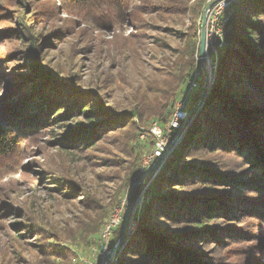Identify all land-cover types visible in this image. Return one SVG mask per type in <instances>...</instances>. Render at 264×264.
Instances as JSON below:
<instances>
[{
	"label": "trees",
	"instance_id": "obj_1",
	"mask_svg": "<svg viewBox=\"0 0 264 264\" xmlns=\"http://www.w3.org/2000/svg\"><path fill=\"white\" fill-rule=\"evenodd\" d=\"M54 4L58 10L78 8L80 13L72 24L81 22L79 28L109 30L112 38L122 37L118 31H122L128 17L133 18L136 32L108 44L115 41L119 49L128 47L133 56H139L147 46L146 39H154L153 44L171 56L162 55L164 75L135 91L132 108L118 111L98 91H82L74 84L75 76L66 78L41 62L42 46L52 41L49 34L29 38L22 65L28 66L27 72L7 75V96L0 101V164L20 151V135L37 130V126L56 137V148L63 153L91 150L111 138L125 154L121 160H126L116 165L120 171L111 180L115 186L107 200L71 170L68 175L63 171L54 177L52 184L56 187L51 190L72 202L68 204L73 215L64 224L40 225L29 213L13 209L21 213V220L12 224L14 234L21 239L41 238L34 247L46 258L42 264H64L65 257L58 251L60 240L84 248H101L100 234L115 207H121L126 198L146 149L151 151L155 145L151 131L146 143H137L136 119L142 124L151 125L155 119L163 127L169 125L176 107L172 97L179 92V99L187 93L199 67L201 24L197 21L207 2L56 0ZM3 6L0 12L8 10ZM232 8L226 22V45L218 48L209 94L149 185L147 202L134 215L139 225L130 229L115 264H264V171L256 165L264 163V0H236ZM187 16L191 24L184 29L185 24L180 22ZM144 30L163 33L180 45L173 46L159 35L152 38ZM1 31L14 34L10 29ZM94 42L97 47L101 40L96 37ZM46 49L45 53L50 52V47ZM1 59L0 77L7 73ZM198 83L188 97V111L200 97L202 76ZM30 111L33 114H28ZM176 130L170 132L172 138ZM34 139L38 137L29 141ZM251 151L255 157L249 155ZM99 176L110 177L106 171ZM138 193L136 188L133 203ZM75 199L77 202L70 201ZM122 206L123 212L126 201ZM120 229L121 222L113 230L111 247ZM208 244L218 254L226 248L229 261L220 256L207 257Z\"/></svg>",
	"mask_w": 264,
	"mask_h": 264
},
{
	"label": "rangeland",
	"instance_id": "obj_2",
	"mask_svg": "<svg viewBox=\"0 0 264 264\" xmlns=\"http://www.w3.org/2000/svg\"><path fill=\"white\" fill-rule=\"evenodd\" d=\"M55 1L0 0V5H5L3 7L8 9L0 12V57L3 58L1 61L7 69V73L2 74L0 77V79L5 77L4 80H0V101L6 99L7 96L9 81L7 75L11 74L12 71L18 74L27 72L28 66H22L25 62L23 61V51L28 47V40L31 35L49 34L52 41L42 46L41 62L44 65L53 67L66 78L75 76L76 81L74 79V84L81 87L82 91H98L110 104L115 105L118 111L132 108L135 103V91L164 75L165 63H163L162 55L168 57L171 56L170 53L156 47L153 44L154 39H146L147 46L140 50L139 56L134 55V57L133 53L129 52L128 47L121 50L115 42L123 40L130 32H136L133 18L128 17L123 24L122 31H118L122 37L112 38L113 33L109 30L96 31L88 26L79 28L81 22L72 24V21L74 22L77 15H79L80 10L76 7L71 9L61 7L58 10L54 4ZM193 1L196 2V0ZM180 23V25L184 23L185 26L182 27L186 29L191 24L190 16H187ZM199 23L200 19L197 21V24ZM6 29H10V33H14L13 36L5 33L6 31H1ZM144 32L152 38L159 35L173 46L180 45L177 40L165 36L163 33H157L154 30H144ZM16 35H21V37L17 38ZM96 37L101 40L97 47H95L94 42ZM112 40H115L113 42L115 44H108V41ZM46 47H50V52L45 53ZM26 87L24 88L26 89ZM208 94L209 91L204 97H207ZM177 96H179V92L172 97L175 106L178 103ZM203 99L200 102L199 109L203 105ZM29 113L33 114L31 111ZM26 118L29 119V117ZM26 118L24 120L30 122ZM31 122L34 123V121ZM154 122L155 119L152 120L151 125L142 124L136 119L135 123L139 134L137 143H146L145 140L148 139ZM160 126L163 131L168 128L167 125L163 127L160 124ZM37 127H39L37 130H31V132L29 130L27 133L22 132L26 134L20 135L22 144L20 151L12 159L2 162L3 167L0 166V199H2L0 203V260H4V264H42L46 259L34 247V243H40L41 238L39 240L32 237L21 239L17 234H14L12 224L16 220H21L19 216H21L22 211L29 213L31 217L36 219L35 222L40 225H47L50 222L64 224L66 220L71 219L73 209L68 203L72 202H67L60 192L51 190L52 187H56L52 184L54 177L59 176L63 171L65 175H68L67 171L71 170L76 177L84 179L90 185L96 187L98 192L107 200L110 196L109 193L115 186V182L111 180H114L120 171V167L116 165L123 164L126 161L121 160L125 157V154L121 153L116 145L117 143L113 144L111 142V138L104 139L91 150L66 154L56 148V137L46 132L43 126ZM40 135L43 136L39 137ZM37 137L38 139L29 141V139ZM151 151L149 148L146 149L140 169L137 175L134 176L132 185L142 175V162ZM249 155L255 157L253 151L249 152ZM106 163L113 166L105 168ZM154 163H151V165ZM256 165L259 166L261 172L264 171V163L257 162ZM160 168L150 179L143 181L136 187L139 189L135 200V205L137 204L138 208L135 209L134 215L147 202V189ZM103 171H106V175L110 177L101 178L99 173ZM126 198L122 199L121 207ZM77 200L70 201L77 202ZM121 207L119 206V208ZM119 208L115 207L111 217ZM13 209H19L21 213L19 211L14 212ZM134 215L131 224L132 230L139 225L138 220L134 219ZM103 233L99 236V244L105 246L103 252H101V248L99 249L96 246L84 248L83 246L73 245L69 241L60 240V250L57 246L56 249L65 257L63 263L106 264L107 256L105 257L104 253L110 250L114 235L112 232L107 241ZM211 246L212 244H208L205 248V251L208 250L206 252L207 257L210 255L220 256L223 257V260L229 261L226 257L230 253L227 252L226 248H223L224 252L222 254H218L215 248L211 249ZM226 246L224 244V247ZM103 258H105L104 261Z\"/></svg>",
	"mask_w": 264,
	"mask_h": 264
},
{
	"label": "built area",
	"instance_id": "obj_3",
	"mask_svg": "<svg viewBox=\"0 0 264 264\" xmlns=\"http://www.w3.org/2000/svg\"><path fill=\"white\" fill-rule=\"evenodd\" d=\"M213 0H207V5ZM235 0H216L215 4L207 9V35H206V51L207 59L211 62L216 69V61L218 58V48L224 47L226 45V22L230 15L233 13L232 5ZM206 5V6H207ZM205 6V8H206ZM204 8V10H205ZM203 10V13H204ZM200 18V24L202 22V16ZM199 60V59H198ZM201 76V70L198 67L191 80L189 81V90L186 94L181 96L178 99V103L175 107V113L173 114L172 119L169 122L168 128L164 131L162 130L160 123L155 121L153 123V128L151 132L155 135V145L152 151L144 158L142 162L141 171H145L151 163L156 162L167 150L171 144L173 138L170 135V132L173 129H177L180 125V121L186 115V106L190 93L197 89L198 87V78ZM137 207V204H136ZM122 210L123 206L119 208L115 214L109 219L106 223L105 228L103 229V236L109 240L110 235L113 230L119 225L122 220ZM109 250L106 251L105 257L107 256ZM105 258H103V261Z\"/></svg>",
	"mask_w": 264,
	"mask_h": 264
},
{
	"label": "water",
	"instance_id": "obj_4",
	"mask_svg": "<svg viewBox=\"0 0 264 264\" xmlns=\"http://www.w3.org/2000/svg\"><path fill=\"white\" fill-rule=\"evenodd\" d=\"M216 0L211 1L205 8L203 16H202V22H201V28H200V38H199V67L201 70V76L203 78L202 83V91L200 94V97L198 101L195 103V105L192 107L190 111L186 108V115L185 117L180 121V125L177 128L175 135L173 137V140L167 150L164 152V154L149 168H147L142 175L139 177V179L133 183L132 187L130 188L127 198H126V207L124 209L122 220H121V229H120V236L117 240V242L110 248L107 259L105 262L106 264H115L116 259L118 258V255L120 254L126 240L128 237V234L131 229V224L133 220L134 211L137 208L135 203L132 201V195L136 187L142 183L143 181L147 180L149 177L153 176L158 169L166 162L169 155L172 153L174 148L179 144L180 140L183 138L186 130L190 126L191 122L195 118L200 102L206 95V93L210 90L212 83L214 82V72L215 68L211 62L207 59V51H206V35H207V9L210 8L212 5H214ZM199 86V83H198ZM198 88V87H197ZM196 90V89H195ZM191 94V93H190ZM105 246H101V252L104 251Z\"/></svg>",
	"mask_w": 264,
	"mask_h": 264
}]
</instances>
